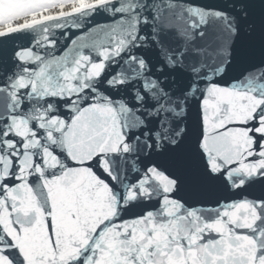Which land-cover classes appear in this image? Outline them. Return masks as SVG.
Here are the masks:
<instances>
[{
	"label": "snow or ice",
	"instance_id": "snow-or-ice-1",
	"mask_svg": "<svg viewBox=\"0 0 264 264\" xmlns=\"http://www.w3.org/2000/svg\"><path fill=\"white\" fill-rule=\"evenodd\" d=\"M0 264H264V0H0Z\"/></svg>",
	"mask_w": 264,
	"mask_h": 264
}]
</instances>
